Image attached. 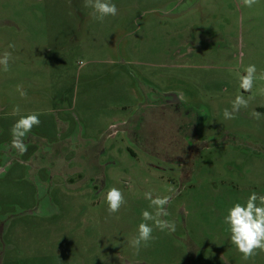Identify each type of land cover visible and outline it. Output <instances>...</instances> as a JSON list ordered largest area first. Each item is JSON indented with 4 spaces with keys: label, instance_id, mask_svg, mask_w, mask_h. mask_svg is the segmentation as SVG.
Segmentation results:
<instances>
[{
    "label": "rangeland",
    "instance_id": "obj_1",
    "mask_svg": "<svg viewBox=\"0 0 264 264\" xmlns=\"http://www.w3.org/2000/svg\"><path fill=\"white\" fill-rule=\"evenodd\" d=\"M111 2L100 22L84 0H0V264H264L224 223L264 195V80L239 87L264 72V0ZM238 94L254 99L226 120ZM33 112L21 155L10 130ZM112 187L126 203L109 215ZM146 192L176 230L148 221L137 254Z\"/></svg>",
    "mask_w": 264,
    "mask_h": 264
},
{
    "label": "clouds",
    "instance_id": "obj_2",
    "mask_svg": "<svg viewBox=\"0 0 264 264\" xmlns=\"http://www.w3.org/2000/svg\"><path fill=\"white\" fill-rule=\"evenodd\" d=\"M85 7L93 10L94 18L103 22L106 17L116 16L118 9L111 0H84ZM258 3V0H243V4L249 8ZM14 47V45H9ZM11 54L5 52L0 57V66L3 71L9 70V60ZM264 80V72L257 74L255 64H249L245 69V74L239 76V87L243 92L251 93L255 81ZM17 91L22 98L27 97L26 91L22 89V85H17ZM260 93L264 95V88L260 89ZM254 99V96H249L247 99L243 94L236 95L231 102V110L225 108L223 116L226 120L235 119V114L241 108H247L249 102ZM20 113L19 105L12 109V115ZM252 117L259 119L261 113L253 111ZM41 121L38 113H29L22 115L13 124L11 133V146L17 150L21 155L27 151V145L24 143V138L32 131L34 127H38ZM145 198L150 201V207L155 209V213L144 210L142 212V219L144 222L138 225V234L129 241L130 246L138 254L141 246L147 247L149 242L154 239L153 225L148 221L154 222V226L160 231L168 230L175 232L176 225L172 221L162 219L161 217L169 215L166 210V205L169 203V197L153 198L151 192H146ZM105 200L107 203V210L109 215L119 212L121 207L126 203L124 194L116 187L108 189ZM224 223L228 225L231 236V242L236 246L237 250L242 254L244 260L257 255V250L264 252V195H258L252 192L248 197L246 204L235 203L233 207L228 210V214L224 218Z\"/></svg>",
    "mask_w": 264,
    "mask_h": 264
}]
</instances>
